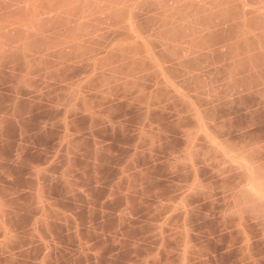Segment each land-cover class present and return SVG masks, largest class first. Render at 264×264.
<instances>
[{
    "label": "rangeland",
    "instance_id": "rangeland-1",
    "mask_svg": "<svg viewBox=\"0 0 264 264\" xmlns=\"http://www.w3.org/2000/svg\"><path fill=\"white\" fill-rule=\"evenodd\" d=\"M0 142V264H264V0H0Z\"/></svg>",
    "mask_w": 264,
    "mask_h": 264
},
{
    "label": "crops",
    "instance_id": "crops-1",
    "mask_svg": "<svg viewBox=\"0 0 264 264\" xmlns=\"http://www.w3.org/2000/svg\"><path fill=\"white\" fill-rule=\"evenodd\" d=\"M5 148H6V143H1L0 142V160H5V158L3 157V153L5 151ZM10 158H11V156H10Z\"/></svg>",
    "mask_w": 264,
    "mask_h": 264
}]
</instances>
